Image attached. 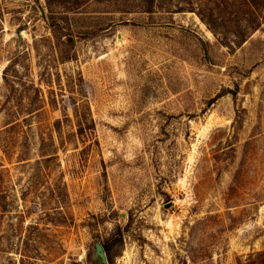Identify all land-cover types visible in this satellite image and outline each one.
<instances>
[{
  "label": "rangeland",
  "instance_id": "obj_1",
  "mask_svg": "<svg viewBox=\"0 0 264 264\" xmlns=\"http://www.w3.org/2000/svg\"><path fill=\"white\" fill-rule=\"evenodd\" d=\"M107 244L264 264V0H0V264Z\"/></svg>",
  "mask_w": 264,
  "mask_h": 264
},
{
  "label": "water",
  "instance_id": "obj_2",
  "mask_svg": "<svg viewBox=\"0 0 264 264\" xmlns=\"http://www.w3.org/2000/svg\"><path fill=\"white\" fill-rule=\"evenodd\" d=\"M170 206H172V204L166 205L165 208H168ZM96 255L101 260L102 264H106V258L100 245H96Z\"/></svg>",
  "mask_w": 264,
  "mask_h": 264
},
{
  "label": "trees",
  "instance_id": "obj_3",
  "mask_svg": "<svg viewBox=\"0 0 264 264\" xmlns=\"http://www.w3.org/2000/svg\"><path fill=\"white\" fill-rule=\"evenodd\" d=\"M257 28H258V26H255V29H257ZM101 247H102L103 253L105 255L106 261L109 262V260L111 258V244L102 245ZM100 262H101V260H100Z\"/></svg>",
  "mask_w": 264,
  "mask_h": 264
}]
</instances>
